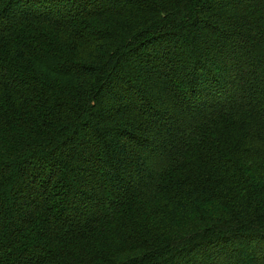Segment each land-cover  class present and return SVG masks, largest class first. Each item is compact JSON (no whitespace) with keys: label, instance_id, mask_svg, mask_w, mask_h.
Listing matches in <instances>:
<instances>
[{"label":"trees","instance_id":"16d2710c","mask_svg":"<svg viewBox=\"0 0 264 264\" xmlns=\"http://www.w3.org/2000/svg\"><path fill=\"white\" fill-rule=\"evenodd\" d=\"M0 264H264V0H0Z\"/></svg>","mask_w":264,"mask_h":264}]
</instances>
